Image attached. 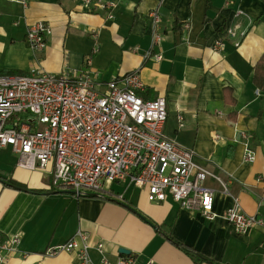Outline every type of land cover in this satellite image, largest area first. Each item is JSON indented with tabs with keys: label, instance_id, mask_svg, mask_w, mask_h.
<instances>
[{
	"label": "crops",
	"instance_id": "1",
	"mask_svg": "<svg viewBox=\"0 0 264 264\" xmlns=\"http://www.w3.org/2000/svg\"><path fill=\"white\" fill-rule=\"evenodd\" d=\"M115 1L109 18L107 10L83 0H0V74L36 68L75 77L88 68L103 90L106 81L136 71L141 97L165 99V136L192 149L200 164L226 182L228 193L206 179L213 192L211 220L181 208L170 195L155 202L146 190L118 182L102 194L76 195L48 188L50 166L22 168L11 148L2 147L0 233L20 234L18 252L4 264H80L77 251L43 254L77 230L92 246L88 264H102L93 248L97 242L111 261L126 248L132 264H211L180 245L217 264H264V225L238 234L223 218L236 197L245 213L264 221V83L253 80L264 53V0ZM153 8L163 35L152 47V54L162 55L159 61L143 56L150 47ZM37 21L47 23L51 33L44 48L32 49L25 33ZM248 149L252 162L244 161ZM9 179L22 187L7 185Z\"/></svg>",
	"mask_w": 264,
	"mask_h": 264
},
{
	"label": "built area",
	"instance_id": "2",
	"mask_svg": "<svg viewBox=\"0 0 264 264\" xmlns=\"http://www.w3.org/2000/svg\"><path fill=\"white\" fill-rule=\"evenodd\" d=\"M83 2L107 10L108 17H114L111 11L117 5L115 0ZM148 17L150 47L143 56L152 55L159 61L162 55L152 54V47L163 38L157 8L149 10ZM50 33L47 23L34 22L26 30V43L32 49L44 48ZM227 33L233 34L231 29ZM96 51L94 46L86 64ZM97 86L88 68L75 77L36 68L23 74H0V148L9 146L22 168L43 171L50 166V189L67 188L76 195L102 194L111 183L118 182L146 190L148 198L155 202L170 195L181 208L213 219V192L205 181L214 179L228 193L226 182L200 164L192 149L165 136L164 97H141L137 90L142 83L136 71L106 81L103 90ZM253 160L254 153L246 150L244 161ZM223 218L238 234L264 225L261 217L245 213L236 197ZM19 244V233H0V264L18 252ZM91 247L86 235L77 230L74 236L49 246L43 254L77 251L80 264H88ZM93 248L100 254L102 264L133 263L131 254L121 253L114 261L109 260L101 242Z\"/></svg>",
	"mask_w": 264,
	"mask_h": 264
},
{
	"label": "trees",
	"instance_id": "3",
	"mask_svg": "<svg viewBox=\"0 0 264 264\" xmlns=\"http://www.w3.org/2000/svg\"><path fill=\"white\" fill-rule=\"evenodd\" d=\"M253 80L256 84L260 85L262 83H264V53L261 55L260 59L257 61V63L255 64L254 67V75H253ZM5 182V181H4ZM7 185L13 186V187H22L18 182H16L13 179H9L7 182H5ZM112 193V192H110ZM99 193H97L98 195ZM139 214V213H138ZM145 221H147L148 223L155 225L151 220H149L148 218L144 217L143 215L139 214ZM182 247V249H184L186 252L190 253L191 255H193L194 257H196L197 259H205L207 261H209L211 264H217L212 262L211 260L205 258L204 256H202L201 254L195 252L192 248L186 246V245H180Z\"/></svg>",
	"mask_w": 264,
	"mask_h": 264
},
{
	"label": "water",
	"instance_id": "4",
	"mask_svg": "<svg viewBox=\"0 0 264 264\" xmlns=\"http://www.w3.org/2000/svg\"><path fill=\"white\" fill-rule=\"evenodd\" d=\"M60 191H63V190H55L53 192H60ZM65 191H70V190H65ZM118 252L122 254H129V250H127L126 248H122V247L118 249Z\"/></svg>",
	"mask_w": 264,
	"mask_h": 264
},
{
	"label": "rangeland",
	"instance_id": "5",
	"mask_svg": "<svg viewBox=\"0 0 264 264\" xmlns=\"http://www.w3.org/2000/svg\"><path fill=\"white\" fill-rule=\"evenodd\" d=\"M121 188H122V186H121Z\"/></svg>",
	"mask_w": 264,
	"mask_h": 264
}]
</instances>
